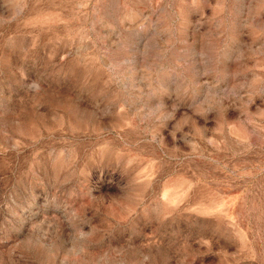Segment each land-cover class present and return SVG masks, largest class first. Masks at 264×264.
Wrapping results in <instances>:
<instances>
[{
  "label": "rangeland",
  "instance_id": "rangeland-1",
  "mask_svg": "<svg viewBox=\"0 0 264 264\" xmlns=\"http://www.w3.org/2000/svg\"><path fill=\"white\" fill-rule=\"evenodd\" d=\"M179 3L0 0V264H264V0Z\"/></svg>",
  "mask_w": 264,
  "mask_h": 264
},
{
  "label": "clouds",
  "instance_id": "clouds-1",
  "mask_svg": "<svg viewBox=\"0 0 264 264\" xmlns=\"http://www.w3.org/2000/svg\"><path fill=\"white\" fill-rule=\"evenodd\" d=\"M199 5L197 0H180L177 5L176 16L180 22L181 29L185 27L188 22L190 10L195 9ZM222 23H226L227 17L230 15L229 6L227 3L223 4ZM182 42V41H181ZM177 69L182 66L177 63ZM196 115L203 119L205 124L203 135L199 137L202 143H207L205 137H209L215 133L218 128L227 129L229 121L235 120L231 113H225L223 110L214 112L211 109ZM207 133V134H206ZM220 139V137H217ZM233 143H229L226 148H229ZM116 163L123 170L127 177L128 183L132 185H142L144 177L148 172L157 173L166 170L172 165V161L156 155L148 148H138L133 146L131 148L120 150L117 155ZM155 178V176H153ZM114 191V189H113ZM104 223L109 228L114 227L121 221H130L138 212L139 204L128 203L124 201H112L105 205ZM101 238H103L106 229L103 227L97 230ZM79 260V257H77Z\"/></svg>",
  "mask_w": 264,
  "mask_h": 264
}]
</instances>
